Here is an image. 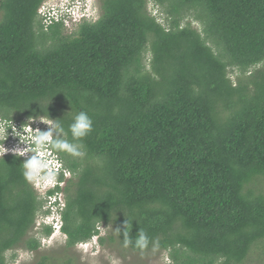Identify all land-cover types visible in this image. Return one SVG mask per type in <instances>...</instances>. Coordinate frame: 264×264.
Here are the masks:
<instances>
[{
	"label": "trees",
	"instance_id": "obj_1",
	"mask_svg": "<svg viewBox=\"0 0 264 264\" xmlns=\"http://www.w3.org/2000/svg\"><path fill=\"white\" fill-rule=\"evenodd\" d=\"M49 1L0 0V121L91 117L83 158L57 153L73 177L49 193L66 194V247L99 225L124 245L127 222V247L171 264H264V0H96L95 23L56 0L71 35L67 17L40 14ZM24 160L0 155V264L38 252V215L52 213ZM139 229L159 246L136 248Z\"/></svg>",
	"mask_w": 264,
	"mask_h": 264
},
{
	"label": "clouds",
	"instance_id": "obj_2",
	"mask_svg": "<svg viewBox=\"0 0 264 264\" xmlns=\"http://www.w3.org/2000/svg\"><path fill=\"white\" fill-rule=\"evenodd\" d=\"M65 1L68 3V0ZM58 8L60 11L65 9L60 5ZM55 10L57 9L49 10L48 17L58 20L67 17V21L64 23L69 24L70 22L72 26L78 23H72L69 13H62L60 17H57ZM88 19L95 23L99 18L94 19V15H91L88 16ZM36 122H42L46 124L48 128H38L32 125ZM22 125L20 130H17V128L13 124H9L8 121H0V155L4 156L5 153L11 151L15 157L21 156L25 159L23 162V175L25 179L32 182L39 194L50 203L48 199L49 193L56 191L58 188L63 189L67 181L70 180V178L66 177V168L59 160L57 153H66L72 157H82L84 153L80 150L82 145L78 143V141L86 137L92 131L93 121L87 112L81 110L73 117L67 130L58 120L51 119L48 122H44V117L38 115L29 116ZM9 129H11V135L13 137L19 138L16 146L12 149L4 147V141H6L9 136ZM69 133L71 135V140L68 138ZM60 177H62L61 180ZM59 194L60 193H56L55 195ZM55 205L58 207L57 210L59 214L65 209V206L60 205L57 201ZM54 221L56 222L51 227L62 231L61 217ZM126 224L127 222H125L124 226ZM124 226L123 243L124 246L127 247L129 244L133 243V239ZM100 237L101 233L94 236L88 242L80 243L79 245L86 246L87 244L93 243V245L96 246L99 244ZM150 244L153 249L159 246L157 240L150 238L142 229H139L134 239V246L138 249L145 250Z\"/></svg>",
	"mask_w": 264,
	"mask_h": 264
},
{
	"label": "rangeland",
	"instance_id": "obj_3",
	"mask_svg": "<svg viewBox=\"0 0 264 264\" xmlns=\"http://www.w3.org/2000/svg\"><path fill=\"white\" fill-rule=\"evenodd\" d=\"M58 1H61V0H58ZM68 4L75 5L74 6L75 9L73 10V15H75L77 18H80V20L84 17L88 18V16H91V15H94V18H100L101 16V12H97L98 7H100V5L97 7L98 2H96V0H89L88 2L85 0H74V2L73 0H68ZM58 6H59V3L56 0H50L48 3H46L45 7L42 8L41 10L42 16L43 17L48 16L49 10L56 9L58 8ZM66 9L67 8L61 10V12L57 10V13L58 14H62L63 12H65L66 14L69 13V10L68 9L66 10ZM149 11H152L153 15L157 16L161 23L164 22V18L162 17L159 9L155 7L153 4L149 5ZM50 24H51L50 21H48L47 26ZM65 26L67 27L65 28L66 34L71 35L76 30L74 29L75 26H72L70 22L69 24L66 23ZM146 58L148 62L152 60V56L149 54L147 55ZM230 72H232L231 73L232 79L236 80L238 77L237 75L239 73L234 70H231ZM44 122H48V121L44 120ZM36 123H39V124L36 125ZM36 123H33L35 127L38 126V128H44V127L48 128V126L42 122H36ZM15 127L18 130V127L17 126ZM6 141H4V147L7 146L6 148L9 149L11 147L10 149H12L13 147L16 146L17 142L19 141V138L13 137L11 134H9L8 140ZM59 160L61 161V163L64 164V167H66L64 160L61 159L60 157H59ZM66 173H67L66 175L67 178L71 179L73 177L72 172L69 169H67V167H66ZM259 188L264 193V180L260 182ZM48 199L52 201V203L51 202L49 203L47 201V203L49 204L46 205L47 207L46 209L52 210V213L46 216L45 214L40 213L38 215V220L36 224L37 229L35 230L36 239L41 241L40 250L38 252H30L24 248H21L15 251H10L7 254L8 261L10 262V264H35L39 256L40 257L41 256L50 257L51 264H171V261L168 259V255L166 252H162L158 250H148L145 252H136L130 249L129 247H125L118 240L114 242H110L109 238L114 235V233L112 232V228L106 227L103 225H99V228H100L101 237L106 238V241L104 244H102L99 241V244L96 246H94L93 243H91V244H87L86 246L77 245L74 248L68 249L66 247L67 236L62 231H59L55 229L54 227H52L53 233L50 237H47L41 234V232L43 231L45 227L52 226L57 221V220L56 221L54 220L60 217V214L58 213V210H57L58 208L54 203L60 199L58 203L62 206H65L66 194L60 192L59 195L48 196ZM47 217L48 218L50 217V218L48 219ZM14 254L16 257L14 260H11V257Z\"/></svg>",
	"mask_w": 264,
	"mask_h": 264
},
{
	"label": "bare ground",
	"instance_id": "obj_4",
	"mask_svg": "<svg viewBox=\"0 0 264 264\" xmlns=\"http://www.w3.org/2000/svg\"><path fill=\"white\" fill-rule=\"evenodd\" d=\"M73 2H74V0H73ZM79 3H80V2H79ZM69 5H71V4H69ZM42 6H43V5H42ZM73 6H75V5H73ZM68 7H69V6H68ZM68 7H67V8H68ZM66 10H67V9H66ZM39 12H40V11H39ZM59 12H61V11H59ZM79 12H81V11H79ZM84 12H85V11H84ZM63 13H65V12H63ZM67 14H68V13H67ZM78 14H79V13H78ZM78 14H77V15H78ZM71 15H72V14H71ZM46 17H47V16H46ZM64 18H65V17H64ZM71 19H72V18H71ZM84 19H85V18H84ZM86 19H87V18H86ZM94 19H95V18H94ZM51 20H52V19H51ZM82 20H83V19H82ZM65 21H66V20H65ZM52 23H53V22H52ZM37 124H39V123H36V125H37ZM40 125H41V124H40ZM40 125H39V126H40ZM42 125H43V124H42ZM45 125H46V124H45ZM37 127H38V126H37ZM46 127H47V126H46ZM18 130H19V129H18ZM13 139H14V138H13ZM7 140H8V139H7ZM11 140H12V139H11ZM6 142H7V141H6ZM12 143H13V142H12ZM14 145H15V144H14ZM14 145H13V146H14ZM6 147H7V146H6ZM8 147H9V146H8ZM10 148H11V147H10ZM10 148H9V149H10ZM10 152H11V151H10ZM7 155H8V154H7ZM9 155H10V154H9ZM19 157H20V156H19ZM63 188H64V187H63ZM60 191H61V190H60ZM37 192H38V191H37ZM62 193H63V192H62ZM50 194H51V193H50ZM52 194H53V193H52ZM49 196H50V195H49ZM54 196H55V195H54ZM49 199H51V198H49ZM52 199H53V198H52ZM57 200H58V199H57ZM59 200H60V199H59ZM59 200H58V201H59ZM45 201H46V200H45ZM45 201H44V202H45ZM58 201H57V202H58ZM50 202L52 203V201H50ZM48 204H49V203H48ZM54 204H55V203H54ZM45 205H46V204H45ZM51 205H52V204H51ZM52 206H53V205H52ZM46 208H47V207H46ZM46 208H45V209H46ZM50 208H51V207H50ZM52 208H53V207H52ZM57 208H58V207H57ZM47 210H48V209H47ZM50 211H51V210H50ZM53 211H54V210H53ZM63 211H64V210H63ZM55 212H56V211H55ZM50 213H51V212H50ZM55 214H56V213H55ZM47 215H48V214H47ZM45 216H46V215H45ZM50 216H51V215H50ZM61 216H62V214H61ZM47 218H48V217H47ZM49 218H50V217H49ZM49 218H48V219H49ZM56 219H57V218H56ZM37 220H38V219H37ZM62 224H63V223H62Z\"/></svg>",
	"mask_w": 264,
	"mask_h": 264
}]
</instances>
